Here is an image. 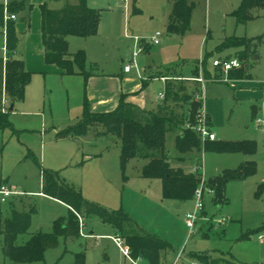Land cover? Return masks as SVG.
I'll return each instance as SVG.
<instances>
[{"label": "rangeland", "instance_id": "obj_1", "mask_svg": "<svg viewBox=\"0 0 264 264\" xmlns=\"http://www.w3.org/2000/svg\"><path fill=\"white\" fill-rule=\"evenodd\" d=\"M242 1L190 0L196 6L190 32L183 37H169V0H89L92 8L102 12L99 36L69 39V52L85 50L89 62L104 74H117L124 65L131 63L134 42L129 37L145 40L149 45L137 59V67L131 74L144 81L148 80L150 67L158 72L171 71L206 60L208 68L212 69L214 58H241L243 46L229 50L218 47L230 38L246 39L248 56L242 60V67L228 75L211 72L208 83L230 85L240 80L241 70L245 72L241 80L248 79V84L239 93L227 86L215 92L214 101L223 107V123L217 126V136L221 140L257 141L254 159L258 169L246 181L228 186L230 204L222 211L215 210L211 194L203 195L201 227L204 236L198 224L191 236L185 228L187 216L196 210V198L182 202L178 209L181 203L164 198L161 180L143 178L142 170L146 165L143 159L130 161L123 170L117 136L103 134V129L96 128L86 137H60V133L74 126L83 115V79L34 70L25 100L9 115L17 133L10 128L0 129V185L8 182L27 194V197L13 200L14 205L0 201L3 219L11 217L12 209L36 210L29 231L18 238L19 245L38 233L52 232L56 221L70 217V208L66 204L36 194L40 191L42 170H49L79 192L85 202L110 214L121 213L128 223L119 218L117 224L128 228L131 234L139 235L141 230L169 242L173 250L167 253L165 264H204L203 258H214L224 264H233L232 261L235 264H264V199L255 196L257 186L264 182V131L254 126L256 116L264 119V8L254 13L253 20L240 24L234 12ZM69 2L52 0L47 7L62 9ZM34 8L40 9L37 3ZM157 33L161 35V44L154 46L149 40ZM28 36L35 49L36 42L42 37V26L27 28L25 40ZM4 44L0 30V58ZM28 48L30 50L28 43L23 42L17 49V58L24 60ZM189 89L193 90V87ZM163 90L161 81H150L146 86L144 95L148 110L158 109L157 97ZM4 100L6 103L3 101L0 110L8 112V96ZM254 104L261 108L257 114L253 113ZM171 106L177 113L183 110L176 103L171 102ZM188 110L189 107L184 106L185 116ZM166 147L173 157V165L178 166L174 161L177 152L173 133L167 136ZM203 156L207 179L222 169L237 168L242 159H251L229 154L204 153ZM78 219L79 223L82 220L85 237L61 239L58 248L46 252L44 261L30 264H72L78 253H84L86 264H133L121 249L126 248L124 242L120 247L114 241L120 236L116 225L105 222L97 214ZM2 244L3 238L0 239V264H19L4 256Z\"/></svg>", "mask_w": 264, "mask_h": 264}, {"label": "trees", "instance_id": "obj_2", "mask_svg": "<svg viewBox=\"0 0 264 264\" xmlns=\"http://www.w3.org/2000/svg\"><path fill=\"white\" fill-rule=\"evenodd\" d=\"M137 1V0H135ZM171 10L168 18L167 33L169 36H185L191 30V22L195 11V4L190 0H169ZM24 8L23 3L14 4L13 12ZM264 8V0H243L234 12L237 22L246 24L255 18L254 13ZM42 43L45 60L49 65H55L62 70L64 75H82L85 86L94 72L88 65L87 54L79 51L70 55L68 38H91L99 33L102 14L100 10L89 6V0H76V4L69 5L60 10H50L42 7ZM0 23L3 24V11L0 8ZM261 39V38H260ZM19 39L15 24L7 25L6 50L7 61L0 58V105L4 93L9 97L11 106L25 99L26 88L31 82V74L25 69L24 62L13 59V54L18 48ZM245 47L241 61L248 56L247 41L244 38H230L218 47L220 50L239 49ZM238 77L244 78L245 72L240 71ZM195 74L198 75V69ZM247 76V75H246ZM176 77L175 82L168 83L166 87L164 105L157 113H146L136 117L134 107L122 103L115 111L95 115L91 113L90 106L85 96L83 116L74 126L67 128L59 136L63 138H80L88 136L96 128L103 129V134H112L119 138L121 147V166L125 170L130 161L143 159L147 165L142 170V176L149 180H161L165 199L178 203L194 200L196 191L202 183L199 175L183 166L173 165V159L168 156L167 136L177 133L175 141L179 158L174 161L187 162L192 155L204 153L214 154H244L254 156L258 151L256 141H207L205 144L199 134L187 128L195 125L197 115L202 103L189 95L186 86ZM86 91V90H85ZM171 102L176 103L182 110L177 113ZM184 106L189 110L184 113ZM10 110H0V129H12L9 120ZM13 130V129H12ZM202 158L196 160L201 162ZM257 173V164L248 162L235 170H225L214 178L207 179L203 184L204 194L212 195L214 206L228 203L226 197L227 186L230 183L242 182ZM42 189L45 196L58 200L70 208L68 220L56 221L50 233H38L27 242L19 245L18 238L25 235L32 224L36 214L34 208L29 211L12 209L11 217L3 219L0 209V239L3 238L4 256L14 263L30 264L44 261L47 251L60 246L61 239H74L80 237L79 217L97 214L105 222L116 225L119 238L130 248L131 258L136 261L146 260L149 264H161L163 252L170 248L168 242L152 235H133L117 224L120 218L128 223V219L121 213L110 214L84 201L81 194L71 186L59 180L58 174L42 170ZM257 199H264V183L258 185L255 192ZM204 264H221L220 261L210 258L202 259ZM72 264H86L84 253L74 256Z\"/></svg>", "mask_w": 264, "mask_h": 264}, {"label": "crops", "instance_id": "obj_3", "mask_svg": "<svg viewBox=\"0 0 264 264\" xmlns=\"http://www.w3.org/2000/svg\"><path fill=\"white\" fill-rule=\"evenodd\" d=\"M50 1H52V0H10V8H11L10 12L17 16V20L13 21V22H9V23H14L15 24L16 33H17V36H18V39H19L18 48L22 45L23 42L25 43V41L30 46V50L28 48V50L26 51V56H25L24 60H21V59L17 58V56H18L17 50L13 54V59H17V60L23 61L25 69H26V71L28 73L31 74V72H33L34 70L35 71H40V72H43V73L44 72H48V71H53L56 74H59L61 76H76V77L82 78L83 82H84V99H85V96H86L87 100H88V103H89V106H90L91 113H93L95 115L111 113V112L115 111L122 103H127V104H130V105H132L134 107L133 112L136 115V117H139V118H140L141 115L146 114V113H157V112H159L160 109L162 108V106L164 105L166 87H167L168 83L175 82L177 76L178 77H182V78H179V80L186 83L185 86L187 88L188 93H190V91H191L193 96H195L196 94L200 93L202 88L205 87V100L203 102V108H204L205 112L207 113V115H208V117L210 119L211 130L216 135V140L215 141H233V140H221L217 136V126L219 127V125H222V123H223V107L220 106L219 102L214 101L213 97L216 96L215 92L217 90L221 89L224 86L230 87V88H232V90H234V92L239 93L242 90V88L246 84H248V83H246V81H248V79L236 80V81H233L230 85H212V84L208 83V81L210 80L208 75L211 74V72L219 71V70L214 68V66L212 67V69H209L208 66H207V61L205 60V61H202L201 63H199L198 65H193L192 67L191 66L186 67L184 65V66H182L183 68H181V69L178 68L177 70L173 69L171 71H167L168 69H166L165 71H161V72L159 71L158 72V71H153L154 68L150 67L149 68L150 71L148 73V80L144 81L143 79H141L139 77L135 78V77L131 76V74H132L134 69L131 72H129V73H126L124 71V67L127 66L128 64L124 65L122 70L119 73H117V74L100 73L99 70L97 69V67L89 62L88 56H87L88 65L90 67L94 68V72H93L92 76L90 77V79L88 80L87 87H86L85 86V79H84V77L82 75H64L62 70L59 69L57 66L49 65V64L46 63L44 47L42 46V37L39 38V40L36 42L35 49L31 45L32 41L30 40L29 36L25 40L24 36H25L27 28H31V27L33 28L35 26L37 28H40L42 26L43 16H42V10L41 9H42V7L44 5H46V7H47L48 2H50ZM18 3H23L24 4V8L21 11H19V12H13L12 11V6H14V4H18ZM35 3H37L39 5L40 9H35L34 8V4ZM74 4H76V0H70L69 4L67 6L74 5ZM93 9H96V8H93ZM50 10H60V9H50ZM101 14H102V12H101ZM169 14H170V12H169ZM167 16H168L167 18H169V15H167ZM101 20H102V18H101ZM167 24H168V19H167ZM2 27H3V24L0 23V29ZM99 34H100V30H99V33H98L97 36H99ZM3 37H4L5 44H4V47H3L4 53H3L2 58L6 62V59H7L6 37L7 36L3 35ZM133 37H135V36H133ZM169 37H172V36H169ZM70 38L71 37L68 38V46H69V39ZM87 39H89V38H87ZM129 39H131V38H129ZM131 40H133V39H131ZM133 42H134V40H133ZM160 44H161V40H160ZM34 45H35V42H34ZM148 45H149V43H146V42L144 43L145 49H146V47ZM159 45H154V46H159ZM134 47H135V44L133 45V49H134ZM79 51H85V50H79ZM69 53H70V55H74L77 52L76 53L69 52ZM86 54H87V52H86ZM215 59H220V60H225L226 59L227 60V59H239V58H236V57L228 58V57H226V58H214V60ZM241 63H242V61H241ZM169 69H172V68H169ZM196 69H198V75L195 74ZM155 70H157V69H155ZM179 70H180V73H178ZM139 76H140V72H139ZM200 78H202L204 80V83H200V82L194 80V79H200ZM250 79H251V77H250ZM31 81H32V74H31ZM150 81H161L164 84V90L159 92V94H158L157 98H158V101H159V107L155 111H151V110L147 109V106H146L147 99H146V97L144 95L145 88H146V86L149 85ZM30 84H31V82H30ZM29 85L26 88V92H27V89H28ZM190 87H193V90L192 89L190 90L189 89ZM161 95H164V98H162ZM210 95H212L211 96L212 98H210ZM6 96L7 95L4 93L3 99H2V103H3V101H5L4 97H6ZM25 97H26V94H25ZM8 99H9V97H8ZM22 102H16L15 105L13 106L14 110H15L16 105L18 103H22ZM4 103H6V101ZM9 104H10L9 110H10V113H11V102H10V99H9ZM260 109H261L260 106H257L255 104L253 105V113L257 114ZM83 110H84V105H83ZM256 114H255V116H256ZM80 119L78 120V122L80 121ZM257 119H262V118L257 117V116L254 118V126H255V128L262 129L264 131V129L262 127H258L256 125V120ZM262 120L264 121V119H262ZM12 129H13V131L15 133H17V131L13 128V125H12ZM173 134H174V145H175V141H176V138H177L178 134H175V133H173ZM74 139H76V138H74ZM237 141H247V140H237ZM250 141H252V140H250ZM175 149H176V145H175ZM203 154L204 153L201 154V158H202V161L204 162ZM229 155H243V156L251 157L250 160L242 159L240 161L239 166H237V168L240 167L241 165L245 164V163H248V162H255L257 164V161L254 159V157L257 154L254 155V156L244 155V154H229ZM168 156L170 158H173L169 154H168ZM174 158L175 159L179 158L178 153H177V155L174 156ZM198 158H200V155H192L187 162L179 163V162L176 161V163H178V166L186 167V168L190 169V171L193 172V168L195 167V165L198 164L196 162V160H198ZM147 163L148 162L146 161V165H147ZM203 166H204V163H203ZM237 168H233V169L225 168V169H222V170H220L218 172L217 175H215L213 177H210V178H214V177L218 176L219 174H221L225 170H235ZM257 169H258V164H257ZM204 175H205V170H204ZM205 178L207 180L206 175H205ZM210 178H208V179H210ZM3 182H6V181H3ZM242 182H244V181H242ZM242 182H235V183H242ZM262 183H264V182H262ZM2 185H7L12 190L17 191V192L20 193L19 195L12 196L7 201V202H10L12 205H14L13 200L19 199L21 197H27V194L25 192H22V190H19L17 187L12 186L8 182L1 184L0 187ZM228 186H227V190H226V197H227L228 203L225 204V205H220V206H214L213 205L217 212L218 211H222L224 206L230 204L229 199H228ZM41 189H42V183H41V186H40V191L38 193H36V194H38L40 196H43L44 194L41 193ZM0 201H1V197H0ZM7 202L3 203V204H7ZM1 203H2V201H1ZM181 205H182V203L179 204V208L181 207ZM177 208H178V206H177ZM206 212L207 211H206V207H205V213ZM224 219L225 218H222V220H224ZM201 220L197 224H198V226L200 228V231L203 232L202 234L204 236V229H202V227H201ZM185 228H186V226H185ZM140 234L150 235V234H147V233H145V232H143L141 230H140ZM80 237H83L81 235V233H80ZM207 237H208V235H207ZM207 237H205V238H207ZM159 239H161V238H159ZM169 245H170V248L167 249L166 251H164L163 254H162L163 255V259L161 261V264H165L166 263V255H167V253L169 251L173 250L172 245L170 243H169ZM126 248L130 251V248L128 246H126ZM181 255H182V253L179 254V259L181 258L180 257ZM208 257H210V256H208ZM222 257H225V256H222ZM199 258L201 259V257H199ZM215 260H217V259H215ZM136 262L138 264L139 263L149 264L144 259L136 260ZM220 263L224 264L222 262H220ZM232 263L235 264L233 261H232ZM195 264H198V263H195Z\"/></svg>", "mask_w": 264, "mask_h": 264}, {"label": "built area", "instance_id": "obj_4", "mask_svg": "<svg viewBox=\"0 0 264 264\" xmlns=\"http://www.w3.org/2000/svg\"><path fill=\"white\" fill-rule=\"evenodd\" d=\"M0 8L3 11V27L0 30L3 33V35L7 36V23L16 21L17 16L10 12L11 9L10 0H0ZM160 36L161 35L157 33L155 36L151 37L149 42L152 43L153 45H159ZM129 38L134 40L135 47L132 54L131 63L124 67V71L126 73L131 72L133 69L137 67L136 64L137 59L145 51L144 43L146 42L145 40L139 37H129ZM213 66L214 68L218 69L220 72L224 73L225 75H228L231 71L240 69L242 67V63L239 59H227V60L215 59L213 61ZM194 80L200 83H204V80L202 78L194 79ZM161 97L164 98V95H161ZM195 100L201 102L202 107L199 109L196 124L193 126L188 124L187 128L196 131L199 134L203 144H205V142L207 141H215L216 135L211 130L210 119L203 108V102L205 100V87L202 88L200 93L195 95ZM256 125L264 129V121L262 119H257ZM193 173L201 177L202 183L198 188V190L196 191V196H195L197 200L196 210L193 214H189L185 221V226L189 231V236L193 235L196 232V225L201 220L202 212L204 210L203 195L205 194L203 190V184L206 181V178L204 175L203 161L195 165V167L193 168ZM19 194H20L19 192L12 190L7 185H2L0 187V197L2 203H6L12 196ZM80 229H81L80 230L81 235L85 237L86 235L84 234L83 223L81 219H80ZM114 241L117 243L118 246L121 247L123 241L119 237L115 238ZM121 249L124 255L127 258L131 259L130 251L127 248L125 249L121 248ZM132 261L133 264H138L136 261L134 260Z\"/></svg>", "mask_w": 264, "mask_h": 264}, {"label": "water", "instance_id": "obj_5", "mask_svg": "<svg viewBox=\"0 0 264 264\" xmlns=\"http://www.w3.org/2000/svg\"><path fill=\"white\" fill-rule=\"evenodd\" d=\"M14 110V107L13 106H11V112ZM178 208H179V205H178Z\"/></svg>", "mask_w": 264, "mask_h": 264}]
</instances>
